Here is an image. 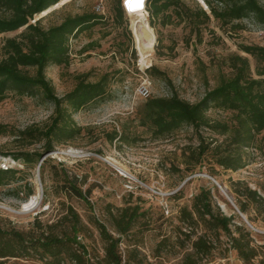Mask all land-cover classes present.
Wrapping results in <instances>:
<instances>
[{"label": "rangeland", "instance_id": "obj_1", "mask_svg": "<svg viewBox=\"0 0 264 264\" xmlns=\"http://www.w3.org/2000/svg\"><path fill=\"white\" fill-rule=\"evenodd\" d=\"M183 2L191 9L196 4L202 7L198 0ZM259 3L264 8V0ZM138 4V0H128L130 6ZM115 6L116 0H60L29 20H37L40 27L46 28L65 16L85 11L100 14L99 24L69 39L67 65H48L44 74L59 97L73 87L76 76L84 75L86 80L94 81L107 73L108 98L73 113L80 134L46 154L57 170L63 167L77 176L82 181V190L90 188L89 205L80 198L55 192L48 165L39 170L37 166L12 160L10 152L21 149V144L8 133L0 135V167L18 170L15 180L0 186V228H13L31 236L37 234L39 224L43 228L54 224V232L65 231L68 225L59 218L69 205L84 226L77 234L78 241L95 262L102 258L103 242L88 223L89 218L93 216L102 222L107 232L116 237L108 220L109 212L137 206L140 215L120 237L117 246L123 264H183L184 257L193 253L191 241L203 232L212 247L207 254L194 255L196 264H245L231 249L225 231H205L201 226L191 229L179 221V209L189 207L192 196L207 189L211 203L222 215L231 218L230 235L237 236L234 225L248 233L257 255L246 264H264V131L256 134L252 145L243 150L241 168L223 169L206 154L195 172L188 175L192 161L187 155L197 145L198 134L204 140L219 141L222 136L207 129L196 133L191 127L183 126L167 136L153 138L149 129L138 125L146 97H165L173 91L180 98L195 102L221 77L231 76L230 64L240 58H246L250 75L255 76V60L241 52L239 46L264 47L261 28L250 18L225 25L210 18L198 26L196 34L174 14L169 23L160 25L150 23L141 11L132 9L119 22ZM142 24L148 31L144 40L137 35L143 31ZM20 30L0 33V59L3 40L16 36ZM150 66L155 70L151 75L146 71ZM144 80L147 95L142 97L138 87ZM51 113L52 105L38 97L7 92L0 100V124L7 130H22L31 125L42 127ZM231 114L218 109L206 112L211 121L229 122ZM112 130L117 134L122 132L128 140L134 138V143L109 142L107 136ZM23 149L40 150V143ZM244 186L255 190L260 200L256 204L248 203L242 213L233 190L241 192ZM27 188H31L32 195L25 198ZM3 264L46 263L35 258H8ZM63 264L73 263L64 259Z\"/></svg>", "mask_w": 264, "mask_h": 264}, {"label": "trees", "instance_id": "obj_2", "mask_svg": "<svg viewBox=\"0 0 264 264\" xmlns=\"http://www.w3.org/2000/svg\"><path fill=\"white\" fill-rule=\"evenodd\" d=\"M58 1L60 0H0V33L21 29L16 36L3 40L0 100L7 92H12L38 97L42 102L52 105L49 121L42 127L31 125L12 131L0 124V135L8 133L21 144V149L10 152L12 160L37 166L43 157L38 169L42 170L48 165L55 192L80 198L89 205L87 196L90 188L82 190V181L63 167L57 170L49 163L50 158L46 154L80 134L81 128L73 120V113L96 100L108 98V74L103 73L94 81L78 75L73 87L57 97L45 77L44 70L48 65H67L69 39L99 24L102 16L93 11H85L65 16L59 23L46 28L40 27L37 20L29 22L34 15ZM202 2L206 9L197 4L191 9L183 0H145V11L150 23L158 22L160 25L169 23L171 15L174 14L178 21H186L196 34L198 26L208 22L210 18L221 25L250 18L264 31V8L259 0ZM115 16L119 22L124 20L120 0H116ZM145 25L148 29L146 23ZM239 49L255 60V76L250 75L246 58H240L238 62L230 64L231 76L221 77L214 87L206 90L195 102H188L171 91L165 97H146L141 104L138 125L149 129L153 138L167 136L183 126L191 127L196 133L200 129H207L222 136L219 141L204 140L198 134L197 145L187 155L192 161V166L187 169L188 175L195 172V167L199 166L206 154L214 164L223 169L234 171L241 168L244 165L243 150L252 145L256 134L264 131V47L240 45ZM146 71L151 75V71L155 70L150 66ZM209 109L230 111L231 120L211 121L206 115ZM107 138L109 142L115 140L126 144L135 141L134 138L128 140L122 132L117 134L114 130ZM36 142L40 143V150L23 149ZM17 172L16 168L0 167V186L15 180ZM208 175L212 176V173L208 172ZM233 192L237 197V208L242 213L247 210L248 203L256 204L260 200L255 190L247 186L241 192ZM30 195L32 190L27 188L25 198ZM139 215L137 206L119 207L115 213L109 212L108 220L116 237L107 232L102 222L93 216L89 218L88 223L97 230L103 242L102 258L95 262L87 254L84 245L78 241L77 234L84 226L69 205L64 207V213L59 218V221L68 225V230L54 232V224H48L44 228L39 224L37 234L31 236L13 228H0V264L8 258H35L45 261L46 264H63L64 259L73 264H120L121 259L117 253L120 237L130 230ZM230 219L211 203L207 189H201L193 195L189 207L183 206L179 209V221L191 229L201 226L205 231H225L229 235L231 249L246 264L257 255L256 249L250 245L248 233L243 232L239 226L234 225L237 236L230 235ZM191 247L193 253L184 257L183 264H196L194 255L207 254L212 246L203 232L191 241Z\"/></svg>", "mask_w": 264, "mask_h": 264}, {"label": "built area", "instance_id": "obj_3", "mask_svg": "<svg viewBox=\"0 0 264 264\" xmlns=\"http://www.w3.org/2000/svg\"><path fill=\"white\" fill-rule=\"evenodd\" d=\"M140 3L137 6H130L128 5V0H120L121 8L123 12L129 16V12L133 9L134 11L139 10L141 13L144 14V18L147 17L146 11H145V0H138ZM130 7V8H129ZM260 34L264 35V31L260 30ZM136 49V48H135ZM138 93L140 96L145 97L147 95V86H146V80H144L138 87ZM120 264H123V260Z\"/></svg>", "mask_w": 264, "mask_h": 264}, {"label": "bare ground", "instance_id": "obj_4", "mask_svg": "<svg viewBox=\"0 0 264 264\" xmlns=\"http://www.w3.org/2000/svg\"><path fill=\"white\" fill-rule=\"evenodd\" d=\"M137 25V24H136ZM143 25V31H141V32H139L138 31V33H137V35H138V37L140 38V39H146L147 38V36H148V31H147V29H146V27H145V25L144 24H142ZM135 27V26H134ZM142 30V29H141ZM150 42V41H149Z\"/></svg>", "mask_w": 264, "mask_h": 264}, {"label": "water", "instance_id": "obj_5", "mask_svg": "<svg viewBox=\"0 0 264 264\" xmlns=\"http://www.w3.org/2000/svg\"><path fill=\"white\" fill-rule=\"evenodd\" d=\"M200 3H202V8L203 9H206V6L204 5V3L202 2V0H198ZM41 159H43V157L41 158ZM41 159L39 160V162H38V165H39V163L41 162ZM38 165H37V169H38ZM241 218H243V216H241Z\"/></svg>", "mask_w": 264, "mask_h": 264}]
</instances>
